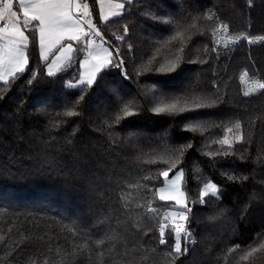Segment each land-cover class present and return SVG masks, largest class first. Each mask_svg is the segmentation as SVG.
<instances>
[{
  "label": "trees",
  "instance_id": "1",
  "mask_svg": "<svg viewBox=\"0 0 264 264\" xmlns=\"http://www.w3.org/2000/svg\"><path fill=\"white\" fill-rule=\"evenodd\" d=\"M124 5L104 22L92 0L97 27L121 50L122 64L110 46L116 66L83 91L69 84L84 53L49 76L36 21L26 31L27 70L0 83V264H170L147 211L168 208L154 193L170 166L171 175L185 170L198 240L175 264H264V90L243 91L245 70L264 82V40L248 42L264 37V0ZM220 23L238 40L217 44ZM161 97L180 98L188 110L152 112ZM193 97L208 102L195 108ZM125 105L133 115H123ZM197 122L201 130L186 129ZM225 138L231 146L219 143ZM211 182L216 196L200 203Z\"/></svg>",
  "mask_w": 264,
  "mask_h": 264
},
{
  "label": "snow or ice",
  "instance_id": "2",
  "mask_svg": "<svg viewBox=\"0 0 264 264\" xmlns=\"http://www.w3.org/2000/svg\"><path fill=\"white\" fill-rule=\"evenodd\" d=\"M99 3L100 11L97 13L98 17L102 14L105 22L109 19V14L104 11V0H93V3ZM19 7L14 11L13 0H0V21H4L5 26L0 27V40L5 41L4 47L0 48V69L3 70V74L0 75V79H5L6 76H17L23 73L28 66V55L26 54V48L28 43V37L24 35V31L21 29V23L24 28L32 25L33 21L38 22L33 25V33L38 30V43L40 49V55L45 61H48L49 54L52 52L54 46H59L56 50L59 55L56 56V63L48 64V75H54L53 69L57 71L62 67H67L74 59V54L77 52L86 53L82 63L86 69V79H79L77 85L69 84V87H80L83 91L85 87L91 85L96 78V74L109 65H113L111 59V53L103 48L100 44H97L92 37H100L103 39L102 33L96 24L92 23V13L89 11V4L83 2V0H17ZM249 7L252 6V0H248ZM111 9H123L124 4H109ZM23 10V18L19 15L20 10ZM81 9H83L81 11ZM112 16L119 15V12L111 11ZM212 19L211 16L208 17ZM195 19L193 18V24L191 27H195ZM126 30V26H125ZM228 30L226 23H220L216 31L221 33ZM122 39L123 37H119ZM241 39L248 40L247 36L239 37ZM264 40V37H255L248 40L249 43H254L256 40ZM73 42L79 45V48H74ZM36 43V37L33 36V44ZM61 61L63 63L61 64ZM118 63H122L119 61ZM116 66V65H113ZM248 73L245 70L244 76ZM264 90V82L253 81V86L249 91L244 93L245 96H250L253 93ZM83 99V97H80ZM155 104L151 107V111L155 113H168L176 114L188 110L186 107L180 106V98L174 99L172 102L166 103L161 97L156 99ZM197 101H200L197 103ZM189 101L185 100V104ZM191 102L195 108L204 107L207 104V98L201 99L200 97L191 98ZM214 103V101H213ZM123 115L131 116L134 113L128 110V106L125 105L122 109ZM77 113L75 111H68L65 113L67 116H73ZM121 117H117L120 119ZM203 125L201 123H189L186 125V129L190 131H199ZM234 127L240 129L241 125L237 122ZM232 128H228L227 132L231 133ZM236 139L239 141L244 140L242 132H238ZM222 144H228L231 146V142L228 138L219 141ZM192 145H184L175 149V152L180 154L184 148H191ZM169 171H161L160 176L164 178V187L158 188L154 195L158 197L160 201L168 202L167 206L170 210L164 213L160 212V207H149L148 213L151 215L153 221L158 225L155 229L157 242L160 245H165L169 250L166 253L167 257L171 258L170 264H175V260L180 256L188 253L189 242L195 243L192 239L191 230L188 227V214L191 212L189 203L186 198L185 192L182 190L181 182L183 180V171L180 170L175 176V179L169 181ZM230 180H239L241 177L229 176ZM242 179H247L243 177ZM217 186L213 183H206L200 193V203H205L203 197L211 195L213 197L217 194ZM216 217H209V219H215ZM171 240V243H169ZM183 240V246H182ZM104 241H97V244H103ZM239 248V246H236ZM264 247V245H261ZM257 251L256 248H252L243 259H248Z\"/></svg>",
  "mask_w": 264,
  "mask_h": 264
},
{
  "label": "crops",
  "instance_id": "3",
  "mask_svg": "<svg viewBox=\"0 0 264 264\" xmlns=\"http://www.w3.org/2000/svg\"><path fill=\"white\" fill-rule=\"evenodd\" d=\"M126 1L127 0H104V11L109 14V19L112 18V17H116V16H112L111 15V11L115 10V11L119 12V15H120V13H122V11L124 10V8L123 9H111V8H109V4H113V5L114 4H118V3L124 4ZM128 1H131V0H128ZM83 2H87L89 4V11L92 13V23L94 22L93 24H96L97 25V22L94 19L95 17H94V11H93V6H92V0H83ZM13 5H14L13 10L15 11L19 7V5L17 3V0H13ZM96 6H98V12H99L100 11V6H99V3L98 2L96 3ZM124 7H125V5H124ZM19 15L21 16V18H23V10L22 9L20 10ZM119 15H117V16H119ZM99 17H100V20L101 21H104L102 14ZM3 26H5L4 21H0V27H3ZM30 26L31 25H29L27 28H24L23 24L21 23V29L24 31V35L27 36V37H28V35H27V32L26 31H27V29ZM28 40H29V38H28ZM95 41H96L97 44H100L103 48H105V49L108 50L109 47L107 45H105L103 42L98 41V40H95ZM4 44H5V41L0 40V48H3L4 47ZM27 46H28V43H27ZM73 46H74V48H76V43L75 42H73ZM58 47L59 46L57 45V46H54L52 48V52L49 54V57H48L47 68H48V64L49 63H56V56L59 55V52L56 50ZM39 52H40V49H39ZM26 54H27V52H26ZM85 56H86V53H84L82 55V57L80 58L79 63H78V65L80 66V77H79V79H84V77L87 78L86 77V69L84 68L83 63H82V61H83V59H84ZM112 58H113V56L111 57V59ZM62 63H63V61H61V64ZM27 68H26V70H27ZM2 74H3V70L0 69V75H2ZM97 74H96V76H97ZM12 77L13 76H6L5 79H0V83H3L4 84V82H7Z\"/></svg>",
  "mask_w": 264,
  "mask_h": 264
},
{
  "label": "rangeland",
  "instance_id": "4",
  "mask_svg": "<svg viewBox=\"0 0 264 264\" xmlns=\"http://www.w3.org/2000/svg\"><path fill=\"white\" fill-rule=\"evenodd\" d=\"M94 23V22H93ZM238 40V37H235V36H233V35H231L229 32H228V30L227 31H225V32H223V33H221V32H219V31H217V33H216V35H215V42L217 43V44H222V45H225V44H228V43H232V42H235V41H237ZM258 40V39H257ZM98 41H101V42H103L105 45H107L109 48H108V50L110 51V53H111V57L113 56V50H111V47L107 44V43H105L103 40H98ZM103 69V68H102ZM53 71H56V69L54 68L53 69ZM84 79H86L85 77H84ZM253 81H260L259 79H252V78H250L249 76H244L243 75V91H249L250 89H251V87L253 86ZM71 84H73V85H77L78 84V81L77 82H73V83H71ZM180 170H182L183 171V173H185V170L184 169H180ZM180 170H178V171H176L175 173H173L172 175L171 174H169V177H168V180L169 181H171V180H173V179H175V176L179 173V171ZM183 178H184V175H183ZM182 183L183 182H181V186H182ZM212 183V182H211ZM213 184H215V183H213ZM216 185V184H215ZM165 186V184L163 185V187ZM217 186V185H216ZM217 189H218V186H217ZM182 190L185 192V194H186V191H185V189H183V187H182ZM186 198H187V201H188V197L186 196ZM189 203V202H188Z\"/></svg>",
  "mask_w": 264,
  "mask_h": 264
},
{
  "label": "built area",
  "instance_id": "5",
  "mask_svg": "<svg viewBox=\"0 0 264 264\" xmlns=\"http://www.w3.org/2000/svg\"><path fill=\"white\" fill-rule=\"evenodd\" d=\"M83 9H81L82 11ZM123 37V36H121ZM93 39L95 40H100L101 38L100 37H92ZM105 43H107L109 46L113 47L112 44H111V41L107 40V39H102ZM113 50L114 52L116 53V57L118 59V62L119 61H122V52L121 50H119V48L117 46L113 47ZM119 65H121L122 63H118ZM190 207V206H189ZM170 209L167 208L164 212H167L169 211ZM191 216H192V211L188 214V227L189 229L191 230V234H192V239L195 241V243H191L189 242L188 244V252L190 251L191 247L194 246L196 243H198V240L197 238L194 236V231H193V228L191 226ZM182 246H183V240H182ZM184 256V255H183Z\"/></svg>",
  "mask_w": 264,
  "mask_h": 264
}]
</instances>
